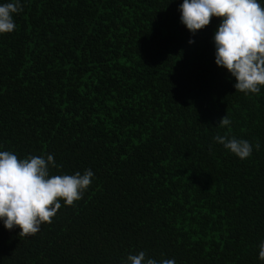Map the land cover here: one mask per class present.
Instances as JSON below:
<instances>
[{"label":"trees","instance_id":"1","mask_svg":"<svg viewBox=\"0 0 264 264\" xmlns=\"http://www.w3.org/2000/svg\"><path fill=\"white\" fill-rule=\"evenodd\" d=\"M181 2L21 0L0 35V146L94 178L34 235L0 223V264H119L141 250L264 264V88L235 92L214 63L219 18L192 36ZM217 134L260 147L240 160Z\"/></svg>","mask_w":264,"mask_h":264},{"label":"clouds","instance_id":"2","mask_svg":"<svg viewBox=\"0 0 264 264\" xmlns=\"http://www.w3.org/2000/svg\"><path fill=\"white\" fill-rule=\"evenodd\" d=\"M22 11L21 0L0 2V35L11 33L16 25L14 16ZM179 22L194 36L197 30L219 18L211 37L214 63L235 79V92L259 94L264 88V0H182L177 6ZM194 41L188 40L191 44ZM231 121L224 115L217 126L225 128ZM213 141L244 160L251 156L258 143L243 138L217 134ZM53 154H28L18 158L13 151L0 146V223L6 230L19 228V236L40 231L41 225L51 223L61 208L79 201L94 178L91 169L81 173L52 174L59 169ZM257 259L264 262V239L258 244ZM119 264H176L174 258L159 260L141 250L129 252Z\"/></svg>","mask_w":264,"mask_h":264}]
</instances>
